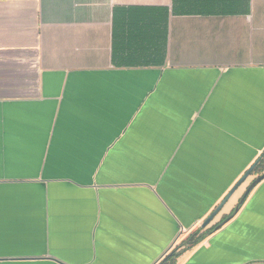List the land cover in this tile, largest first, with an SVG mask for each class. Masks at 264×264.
Returning <instances> with one entry per match:
<instances>
[{"label": "crops", "instance_id": "0c3cea01", "mask_svg": "<svg viewBox=\"0 0 264 264\" xmlns=\"http://www.w3.org/2000/svg\"><path fill=\"white\" fill-rule=\"evenodd\" d=\"M263 152L264 0H0V264H264Z\"/></svg>", "mask_w": 264, "mask_h": 264}, {"label": "water", "instance_id": "95a60500", "mask_svg": "<svg viewBox=\"0 0 264 264\" xmlns=\"http://www.w3.org/2000/svg\"><path fill=\"white\" fill-rule=\"evenodd\" d=\"M255 167V164L249 168L247 170V172L242 176V178L239 180V182L234 186V188L229 192L228 196L223 200V202L218 206V208L205 220L203 226L206 227L214 218V216L219 212V210L223 207V205L225 204V202L228 200V198L231 196V194L241 185L242 182H244L246 180V178L252 173L253 169ZM264 179V174H262L261 176H259L249 187L248 193L260 182ZM245 195L242 199H241V204H243L245 202L246 199ZM239 210V206L236 208L235 212ZM229 218H227L225 221H228ZM224 221V222H225ZM223 222V223H224Z\"/></svg>", "mask_w": 264, "mask_h": 264}, {"label": "trees", "instance_id": "16d2710c", "mask_svg": "<svg viewBox=\"0 0 264 264\" xmlns=\"http://www.w3.org/2000/svg\"><path fill=\"white\" fill-rule=\"evenodd\" d=\"M256 170L257 171H262L263 169V164H264V152L262 154V156L258 159V162H256ZM210 231H213L212 229ZM203 237V234H199L198 231H196L195 233H193L189 238L187 243H192L195 240H199ZM178 255V252L176 250H174L171 254H169L160 264H173L176 260V257Z\"/></svg>", "mask_w": 264, "mask_h": 264}, {"label": "flooded vegetation", "instance_id": "af4514ba", "mask_svg": "<svg viewBox=\"0 0 264 264\" xmlns=\"http://www.w3.org/2000/svg\"><path fill=\"white\" fill-rule=\"evenodd\" d=\"M256 162H258V160H257ZM256 162L254 163V164H255V167H254L252 173L255 172V170H256V165H257ZM256 172H257V171H256Z\"/></svg>", "mask_w": 264, "mask_h": 264}, {"label": "rangeland", "instance_id": "374dc122", "mask_svg": "<svg viewBox=\"0 0 264 264\" xmlns=\"http://www.w3.org/2000/svg\"><path fill=\"white\" fill-rule=\"evenodd\" d=\"M254 173V172H253ZM255 173H257V172H255Z\"/></svg>", "mask_w": 264, "mask_h": 264}]
</instances>
